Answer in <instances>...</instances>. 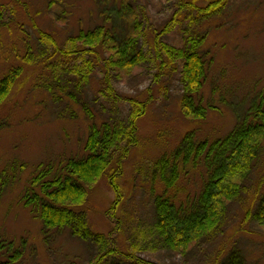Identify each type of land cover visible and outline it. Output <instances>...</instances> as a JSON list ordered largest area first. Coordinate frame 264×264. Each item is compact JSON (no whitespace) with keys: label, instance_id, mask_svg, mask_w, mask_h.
<instances>
[{"label":"rangeland","instance_id":"rangeland-1","mask_svg":"<svg viewBox=\"0 0 264 264\" xmlns=\"http://www.w3.org/2000/svg\"><path fill=\"white\" fill-rule=\"evenodd\" d=\"M184 2L0 0V78L23 68L9 98L0 106V174L5 173L9 180L0 198V242L21 250L17 264H98L97 258L103 254L100 248L72 237L68 230L45 232L44 224L23 197L40 165L59 168L84 154L91 122L79 101L85 100L100 124L113 116L127 117L131 110L127 99L148 102L147 113L138 124L137 145L128 148L131 150L117 176L129 200L108 215L115 195L102 177L90 187L88 200L79 209L86 213L91 231L103 234L107 249L113 251L99 264H223L233 251L245 256L248 264H264V222L260 223L255 214L259 199L264 197V142L249 180L243 183L247 191L229 203L218 237L193 243L184 252L170 251L160 243L155 230V197H169L177 206L192 202L208 175L203 163L194 162L181 167L172 189H164L154 180L155 163L170 157L189 132L195 133L196 143L225 138L257 96L264 94V0H229L221 14L203 21ZM123 4L130 8L132 19L138 20L139 46L147 63L131 75L111 74V93L101 90L106 76L103 67L89 52L73 53L75 48L69 40L82 29L101 24L107 14L114 18ZM187 15L196 21L191 28ZM184 29L205 37L201 52L208 70L200 92L206 108L203 120L183 114L180 100L185 89L180 70H161L162 61L157 58L156 46L161 43L182 45ZM42 33L72 54L56 55L55 45ZM28 49L35 52L32 66L23 61ZM88 62L94 71L92 81L77 93L82 99L72 102L64 72L69 69L71 77L77 76ZM51 67L57 69L51 73ZM57 73L64 82L60 83L62 102L53 100L47 90L58 86L53 77ZM253 198L252 215L243 220L240 200L250 203Z\"/></svg>","mask_w":264,"mask_h":264},{"label":"trees","instance_id":"trees-1","mask_svg":"<svg viewBox=\"0 0 264 264\" xmlns=\"http://www.w3.org/2000/svg\"><path fill=\"white\" fill-rule=\"evenodd\" d=\"M184 1V6L197 13L201 21L221 14L229 2L207 0V3L201 4L199 0ZM120 8L121 11H117L114 18L112 14H107L101 24L93 29H82L69 40L75 48L73 53L89 52L103 67L106 76L101 82V90L111 93H114L111 74L131 75L138 66L147 63V58L139 46L138 20L132 19L128 14V5L123 4ZM176 17L177 15L174 20ZM186 20L189 21L190 28L196 24L191 15H187ZM185 29L181 46L166 43L156 46L157 58L162 61L161 70H180L181 82L185 89L180 100L183 114L193 120H203L206 108L202 104L200 92L208 70L207 61L201 52L205 37L198 34V31ZM42 35L51 39L57 50L56 55L67 57L72 54V51H62L52 36L45 33ZM78 47L80 51L77 50ZM34 53L28 49L23 57L27 66L34 64ZM56 69L51 67V73ZM68 70L64 72L66 89L71 88L68 98L78 103L80 96L77 93L90 86L93 67L88 62L84 70L73 77ZM22 72L23 68L20 66L0 78V106L9 98ZM53 77L58 86L55 90H47L52 92L53 100L62 102L64 95L60 92H63L61 90L64 82L58 73ZM128 100L131 110L127 117L113 116L100 124L95 121L85 100L79 101L87 120L91 122L84 154L70 158L59 168H55L53 164L40 165L32 178L31 187L23 197L25 205L31 208L44 224L45 232L68 230L72 237L92 242L100 248L99 253L103 254L97 258L98 264L112 255L113 251L105 248L107 238H103V234H94L91 231L86 213L79 209L86 204L90 187L102 177L108 180L115 195L108 215L120 209L121 205L129 200L125 197L117 176L131 150L128 148L137 145L138 124L147 113L148 102ZM195 136L194 132L187 133L170 157L165 156L155 163L153 171L155 182L159 180L162 188L172 189L179 180L181 167L201 162L207 168V178L194 201L177 206L169 197L159 196L154 199L155 230L160 243L170 251L184 252L193 243L201 240L210 242L218 237L222 223H226L229 203L238 200L247 191L243 183L249 180L264 142V94L257 96L243 119L237 122L225 138L214 142L196 143ZM8 183L6 174H0V198ZM35 188L40 190V193ZM240 202L245 212L244 220L252 215L251 208L256 203V198L250 203L242 200ZM255 214L257 220L263 223L264 197L259 199ZM118 221L121 223V220ZM12 246V243L0 242V264H17L22 258L21 250H13ZM223 264L248 263L245 256L233 251Z\"/></svg>","mask_w":264,"mask_h":264},{"label":"bare ground","instance_id":"bare-ground-1","mask_svg":"<svg viewBox=\"0 0 264 264\" xmlns=\"http://www.w3.org/2000/svg\"><path fill=\"white\" fill-rule=\"evenodd\" d=\"M74 238H76V237H74ZM105 248L107 249V246H105Z\"/></svg>","mask_w":264,"mask_h":264}]
</instances>
